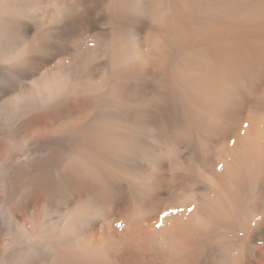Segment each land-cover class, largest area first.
Listing matches in <instances>:
<instances>
[{
	"label": "bare ground",
	"instance_id": "bare-ground-1",
	"mask_svg": "<svg viewBox=\"0 0 264 264\" xmlns=\"http://www.w3.org/2000/svg\"><path fill=\"white\" fill-rule=\"evenodd\" d=\"M12 75L0 106L37 110L14 135L36 138L24 188L77 147L137 182L141 226L124 224L116 183L118 203L73 220L67 244L105 241L109 264H264V0H0V80ZM70 207L51 197L49 223Z\"/></svg>",
	"mask_w": 264,
	"mask_h": 264
},
{
	"label": "clouds",
	"instance_id": "clouds-1",
	"mask_svg": "<svg viewBox=\"0 0 264 264\" xmlns=\"http://www.w3.org/2000/svg\"><path fill=\"white\" fill-rule=\"evenodd\" d=\"M29 47V43L24 45ZM43 76V74H42ZM19 83L15 75L0 80V87ZM32 87L40 92L47 88L43 79L32 81ZM20 102L14 98L7 105L0 106L3 121L0 123V135L5 143L0 145V264H109L105 250V241L97 246H90L98 251L90 255L66 243V236L72 221L86 216L104 218L118 203L113 185H127L130 198L123 211L122 219L129 228L141 226L142 215L136 198L137 182L124 176L116 169H99L95 159L83 148L77 147L66 154L55 170L44 176H27L32 182L31 188H24L19 177L31 168H25L20 158L25 154L28 143L33 138L29 135L22 144H17L14 135L17 127L27 122L28 116H35L37 110L25 114L19 111ZM55 121L57 108H43ZM51 121V122H52ZM39 189L37 196L36 189ZM58 197L63 203H70L68 218L63 228L57 229L48 221L47 201ZM36 197L43 201V206H34L25 212V221L18 222L15 214L24 208L27 201ZM164 228L157 227V229Z\"/></svg>",
	"mask_w": 264,
	"mask_h": 264
},
{
	"label": "snow or ice",
	"instance_id": "snow-or-ice-1",
	"mask_svg": "<svg viewBox=\"0 0 264 264\" xmlns=\"http://www.w3.org/2000/svg\"><path fill=\"white\" fill-rule=\"evenodd\" d=\"M190 210L194 211L195 209H190ZM165 215H168V214H165ZM162 226H163L162 224L157 225V227H162Z\"/></svg>",
	"mask_w": 264,
	"mask_h": 264
}]
</instances>
